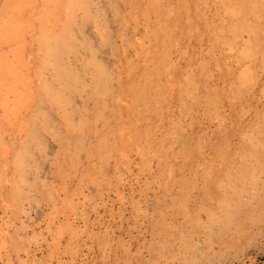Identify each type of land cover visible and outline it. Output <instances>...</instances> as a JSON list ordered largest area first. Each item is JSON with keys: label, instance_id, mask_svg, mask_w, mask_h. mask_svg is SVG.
<instances>
[{"label": "rangeland", "instance_id": "374dc122", "mask_svg": "<svg viewBox=\"0 0 264 264\" xmlns=\"http://www.w3.org/2000/svg\"><path fill=\"white\" fill-rule=\"evenodd\" d=\"M56 1L0 0V264H264V199L207 219L264 135V0H90L114 90L49 114Z\"/></svg>", "mask_w": 264, "mask_h": 264}, {"label": "bare ground", "instance_id": "6f19581e", "mask_svg": "<svg viewBox=\"0 0 264 264\" xmlns=\"http://www.w3.org/2000/svg\"><path fill=\"white\" fill-rule=\"evenodd\" d=\"M50 2L51 0H43L41 6L44 7L47 4L49 8ZM90 7L93 8L90 0H59L56 1V6L51 7L52 9L50 8L53 12H60L63 9H67L70 13L68 18H56L57 22L65 23L67 27L64 25L62 34L61 32H55L53 37H50L51 40L48 43L45 40L43 46L48 49L47 55L51 61L50 66L54 71V80L60 86V91L54 89L55 92L53 91L49 94V114L50 112L58 113L61 111L62 107L57 103L60 100L59 97L62 95L66 96L64 99L65 104L71 107L76 103V97L82 98V96L90 92L97 95L100 91V89L96 90V88H99L98 85L105 92H112L114 90V80L106 67L110 65L108 56L104 53L105 57H103L100 49V44L113 45L114 35L110 30L102 28L100 24L101 15L92 12ZM90 24L94 25L93 30L89 29ZM76 26L81 29L80 36L74 32V27ZM94 35L100 39L99 43ZM48 88L49 86L47 85ZM114 98L118 100L117 94L114 95ZM77 111L76 109H71L68 111L69 115L65 114L64 117L73 118ZM42 116H44V113L41 109H38L36 117ZM30 134L31 136L29 138L33 139L36 137L33 132ZM249 141L248 146L250 147L244 153L240 154L244 158L240 157L243 163L231 165V168L224 174L220 181L221 186L218 190L220 195L215 196L211 194L210 196L211 199L216 200V206L209 208L210 212L207 213V219L213 226L225 228L229 221L234 220V213L243 210L245 207V199L251 201V205L254 201L257 202L264 199V150L263 153L250 151L256 149L257 142L264 149V135L259 139L251 138ZM203 189L205 191L210 190L206 185Z\"/></svg>", "mask_w": 264, "mask_h": 264}]
</instances>
